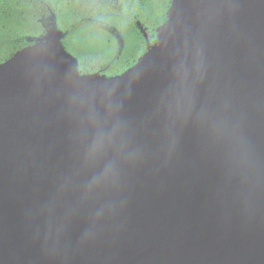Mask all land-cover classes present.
I'll use <instances>...</instances> for the list:
<instances>
[{"label":"water","instance_id":"1","mask_svg":"<svg viewBox=\"0 0 264 264\" xmlns=\"http://www.w3.org/2000/svg\"><path fill=\"white\" fill-rule=\"evenodd\" d=\"M118 76L56 23L0 63V264H264V0H172Z\"/></svg>","mask_w":264,"mask_h":264},{"label":"trees","instance_id":"2","mask_svg":"<svg viewBox=\"0 0 264 264\" xmlns=\"http://www.w3.org/2000/svg\"><path fill=\"white\" fill-rule=\"evenodd\" d=\"M110 1L111 5H100L97 12L89 15L92 21L82 22L81 0H0V63L42 40L51 23H56L65 49L79 61L81 74H123L139 56L134 40L138 36L133 25L135 18L150 26H162L172 0ZM101 20L129 40L120 54L116 46L108 43ZM101 69L103 72H98Z\"/></svg>","mask_w":264,"mask_h":264},{"label":"flooded vegetation","instance_id":"3","mask_svg":"<svg viewBox=\"0 0 264 264\" xmlns=\"http://www.w3.org/2000/svg\"><path fill=\"white\" fill-rule=\"evenodd\" d=\"M100 5H104V6L111 5V1L110 0H81L80 6H81V8L84 9L83 16L81 17V21L82 22H85L86 20L92 21L93 17H91L89 15L94 13V12H97ZM89 6L91 9H89ZM101 22L104 23V21H102V20H101ZM133 25H134V29L138 33L137 38L135 37L134 40L136 43L135 48L138 49L137 51L139 53V56L134 61V64L131 67H133L138 62V60L151 47H153L157 43L158 29L160 28V26H150V25H148V22H145L142 20L140 21L137 18H135ZM101 27L105 31L104 32L106 34L105 37L108 39V43L110 44V46H116L118 48L117 53L120 54L121 53L120 49L123 47H126L129 40L127 41L124 36L121 37L118 34L114 33L118 29H116L114 26H111V24L109 22H108V24H105V23L101 24ZM131 67H128L125 71H127ZM98 72H103V69H101ZM116 76H118V75H116Z\"/></svg>","mask_w":264,"mask_h":264}]
</instances>
